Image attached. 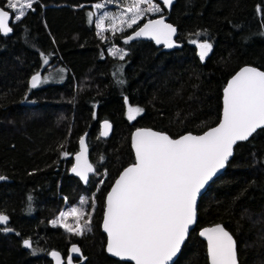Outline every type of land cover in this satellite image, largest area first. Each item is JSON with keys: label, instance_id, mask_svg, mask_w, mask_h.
<instances>
[{"label": "trees", "instance_id": "trees-1", "mask_svg": "<svg viewBox=\"0 0 264 264\" xmlns=\"http://www.w3.org/2000/svg\"><path fill=\"white\" fill-rule=\"evenodd\" d=\"M95 1L36 0L34 11L11 22L10 35L0 34V175L10 178L0 182V211L10 218L0 226V264H52L51 249L67 264L73 242L83 252L73 264H131L105 252L100 223L106 191L134 159L132 129L202 132L219 120L227 78L243 64L264 69V14L257 12L264 0H175L164 12L181 45L170 49L149 39L125 43L137 25L97 35L87 15ZM192 40L211 45L203 60ZM57 66L66 71L62 80L28 84L31 74ZM125 98L143 109L133 120ZM105 118L113 125L107 138L99 134ZM85 131L95 166L87 184L68 171ZM82 193L90 230L77 236L51 218ZM215 222L234 236L239 264H264V128L236 143L200 196L196 224L171 264H208L197 230Z\"/></svg>", "mask_w": 264, "mask_h": 264}, {"label": "snow or ice", "instance_id": "snow-or-ice-1", "mask_svg": "<svg viewBox=\"0 0 264 264\" xmlns=\"http://www.w3.org/2000/svg\"><path fill=\"white\" fill-rule=\"evenodd\" d=\"M36 0H6L5 7L12 10L14 19L19 22L27 14L34 11ZM128 6L118 15L105 13L93 21V13L88 12L89 23H95L97 35L105 31L107 20L115 33L123 31V25L132 28L144 12H160L161 8L153 0H126ZM173 0H163L165 6H170ZM147 4V8L140 5ZM96 8L102 5H95ZM257 12L264 14L259 6ZM131 13L125 19V14ZM10 13L0 8V33L7 35L13 31L9 26ZM119 21V24H117ZM176 29L166 24L163 18L149 20L124 40L125 43L136 37L149 36L157 44L163 43L172 47V35ZM199 35V33L197 34ZM196 44V40L190 41ZM200 57L208 54L211 45L199 43ZM110 54L120 53L123 59L126 53L122 49H110ZM45 64L47 59L44 60ZM46 79V78H45ZM39 72L30 80L31 88L41 83ZM122 83V81H121ZM127 103V98H125ZM143 109L128 108V119L136 118ZM105 129L110 125L105 122ZM258 128H264V71L254 67L242 68L228 82L224 89L223 119L219 125L201 136L191 134L172 139L169 136L153 132L150 129H138L133 134L135 162L124 169L107 196V207L104 214L103 228L108 235L107 250L113 256L134 261L135 264H168L177 253L181 243L188 233L189 226L195 222L197 194L216 173L225 167L233 154V145L237 141L249 138ZM101 135H107L102 132ZM80 151L76 154V165L72 171L87 181L92 165L84 160L87 147L84 137L80 138ZM63 147V145H61ZM63 155L67 156L65 152ZM5 177L0 176V180ZM31 200V197H29ZM86 203L82 198L81 204ZM69 215L76 218V226L62 223L66 231L74 235H82L90 230L88 225L91 214L84 224H80L83 210L72 208L70 212H61L57 221ZM9 217L0 213V225H6ZM10 232L11 228H3ZM208 241V257L210 264H237L236 244L233 237L221 226L216 225L200 232ZM25 247H31L29 240H24ZM80 250L73 245L70 252ZM59 264V253L52 252ZM67 264H73V258L68 257Z\"/></svg>", "mask_w": 264, "mask_h": 264}, {"label": "water", "instance_id": "water-1", "mask_svg": "<svg viewBox=\"0 0 264 264\" xmlns=\"http://www.w3.org/2000/svg\"><path fill=\"white\" fill-rule=\"evenodd\" d=\"M158 1L161 2V3L163 4V0H158ZM174 1H175V0H173V2H174ZM173 2H172V4H173ZM172 4H171L170 6H165V5L163 4V6H164V8H165L166 11H169V10L171 9ZM0 8H4V10L9 11V13H10V19H9L8 23H9V26L11 27V22H12V20H13V14H12V11L9 10V9H7V8L4 7V6H0ZM160 18H163V20H164V22H165L166 24H170V25H172V26L176 29L175 33L172 35V42H173V46H172V47H166L163 43H161V44H157L156 41H155L154 39H152L151 37H149V36H141V37H136V38H134V39H149V40L153 41L156 45H161L163 49H170V48H174V47H179V46L181 45V43H180L179 41L176 40V36H177V27H176L173 23H171L170 21H168V20L166 19V14H160V15H156V16H153V17L146 18L145 20L142 21V23H141L140 25H138L135 29H133V30L130 31L127 35H125V36H124V39H126V37L129 36V35H133V34H134V31L138 30L140 27H142L144 24H146L149 20H156V19H160ZM11 33H12V32H11ZM11 33H9V34H7V35H10ZM1 34H2V33H1ZM2 35H4V34H2ZM134 39H133V40H134ZM199 43H203V42H199ZM199 43H196V44H195V48H196V51H197L198 54L200 53V49H199V47L197 46V44H199ZM199 56H200V55H199ZM244 67H254V68H256V69H258V70H260V71H264L263 68H260V67H258V66H256V65H253V64H243V65H241L239 68H237V69H236V70H235V71H234V72H233V73L227 78V80H226V82H225V84H224V86H223V88H222V97H221L222 105H221V111H220V117H219V120L217 121V123H215L214 125H212V126L206 128L204 131L199 132V133L191 132V131H186V132H183V133H181V134H179V135H177V136H171V135H170L169 133H167L166 131L158 130V129H155V128L150 127V126H137V127H135V128L132 129V131H131V133H130V146H131V150H132V152H133V157H134V159H133L132 162H130V163H128L127 165H125V166L119 171V173L116 175V177H115L114 180L112 181L111 185L109 186V188H108V190L106 191L105 196H104V206H103L102 219H101L100 226H101V230H102V232L105 234L104 250H105V252H106L109 256H111V257H113V258H116V259H119V260L129 261V262H131V264H135L134 261H130V260H127V259H121V258H119V257L113 256L111 253L108 252V250H107V245H108V235H107V233L104 231V228H103V221H104L105 210H106V207H107V196H108V193L111 191V189H112V187L114 186L116 180L119 178L120 174L124 171V169L128 168L129 166H131V165L135 162V159H136L135 149L133 148V139H132V138H133V134H134L138 129H150V130L153 131V132L163 133V134L169 136V137L172 138V139H179L181 136L188 135V134H191V135H193V136H201V135H203L205 132L209 131L210 129L217 127V126L219 125V123L221 122V120L223 119V109H224V89H225V87L227 86L228 82L232 79V77L235 76V75H236V74H237L242 68H244ZM38 72H39L40 75H41V72H40V71H38ZM36 73H37V72H35V73H33V74L30 75V77H29V79H28V84H29V85H30L31 77H32L34 74H36ZM105 122H107V123L110 125V128L105 129V127H104ZM258 129H259V128H258ZM112 130H113V125H112V122H111L109 119H106V118H105V119H102V120L99 122V134H100L101 137H103V138H107V137L110 136V134L112 133ZM105 131L107 132V135H101V133H102V132H105ZM81 137H84V139H85V144H86V147H87V151H86V153H85L84 160L82 161V163L86 162L87 164L92 165V168H93V171H92V172H88V173H87V176H88L87 181L82 180V179L80 178V176L76 175V173H74V172L72 171L73 166L76 165V163H77L75 157H76V154L80 151V143H79V141H80V138H81ZM249 137H250V136H249ZM237 142H240V141H237ZM235 145H236V144H235ZM235 145H233V153H234V146H235ZM232 156H233V154L229 157L228 161L231 159ZM228 161H227V162H228ZM227 162H226V164H225V167H226V165H227ZM225 167H224L223 169H220V170L216 173V175H215L210 181H208V182L205 184L204 188H202V189L200 190V192L197 194L196 207H195V210H196V218H195V222H194L192 225L189 226V230H188L187 235L185 236L184 241L181 243L179 250L177 251V253L175 254V256H173L172 259L168 262V264H171V263L176 259V257L178 256V254H179V252H180V250H181V248H182V245L184 244V242H185L186 238L188 237L190 231L194 228V226H195V224H196V221H197V204H198V201H199L200 196L203 194V192H204L205 189L207 188L208 184H209V183H210V182H211V181H212V180H213L218 174H220V173L225 169ZM68 171H69V173H70L71 175L77 177V178H78L83 184H87V182L89 181L90 175L93 174L94 171H95V166H94V164L92 163V161L90 160L89 146H88V143H87V131H85V132L79 137V139H78V148H77V150L72 154V163H71V165L69 166ZM0 176L5 177V179L0 180V182H1V181H4V180H10V178L7 177L6 175H0ZM0 213H3V214H5V215L8 216L7 213H4V212H0ZM8 217H9V216H8ZM9 220H10V218H9ZM9 220H8V222H9ZM8 222H7V223H8ZM216 225H221V226H222V227H223V228H224V229H225V230H226V231H227V232L233 237V240L235 241V238H234V236L232 235V233H231V232H230V231H229V230H228V229H227L222 223H220V222H215V223H212V224H207V225H203V226L199 227L198 230H197V234H198V236H199L202 240H204V242H205V245H206V254H207V262H208V264H210V260H209V257H208V241H207V239H206L204 236H201V235H200V232H201L202 230L206 229V228H212V227H214V226H216ZM1 226H4V225H1ZM24 240H29V241L31 242V240H30L29 238H25ZM24 240H23V241H24ZM235 244H236V241H235ZM73 245H75V246L80 250L78 253H71V252H70V250H71V248L73 247ZM54 251H55V252H58V253L60 254V255H59V264H63V262H64V256H63V254H62L59 250L51 249V250L49 251V258L51 259L52 264H58L57 259L51 255V253L54 252ZM70 255H71L72 257H74V258H82V257H83V252H82L80 246H79L77 243H75V242L71 243V244L68 246V256H70ZM236 257H237V250H236ZM237 264H239L238 257H237Z\"/></svg>", "mask_w": 264, "mask_h": 264}, {"label": "rangeland", "instance_id": "rangeland-1", "mask_svg": "<svg viewBox=\"0 0 264 264\" xmlns=\"http://www.w3.org/2000/svg\"><path fill=\"white\" fill-rule=\"evenodd\" d=\"M21 2H22V0H21ZM153 3L157 4L159 7L161 6L160 3L157 0H153ZM97 4L102 5V7L96 8L95 5H97ZM127 6H128V3L126 2V0H97V1L92 3L93 19L95 21L97 18L101 17L105 13L112 14L113 16H118L124 11V9ZM140 7L141 8H147L148 5L147 4H142V5H140ZM25 11H27V9ZM160 12H152V11L144 12L142 14L141 18L134 25H138L142 21V19L148 17L149 15L157 14V13H160ZM130 16H131V13H126L125 14V19L130 18ZM13 21H15L14 15H13ZM117 24H119V21H117ZM104 28H105V31L103 33H105V32H113L111 30L109 22L107 20L105 21ZM123 28H124V30L128 29L127 25H123ZM123 52H124V50H123ZM117 55L120 57L121 54L117 53ZM65 72H66L65 69L63 67H61V66H57L56 68H54V69H52L50 71H47L45 73L43 72L42 75H41V81L42 82L39 83L38 85H43V84H47V83L54 82V81H60V80H62L65 77ZM129 107H131V105L127 103L126 115H127ZM82 198L86 201V195L83 194V193L78 196V198L76 199V201L74 203H64L61 206V208L59 209V211L56 213V215L53 216V218H51V223L53 221L57 220V218L60 216V213L62 211L63 212H70V210L72 208H77V209L83 210V212L85 213V215L83 217H81V219L79 221L80 224H84L85 220L88 219V215H87L88 211L86 209V203L81 204V199ZM62 223L70 224V225L73 226V228H75L77 221H76L75 216L69 215L66 218H64L63 220L57 221L56 225L60 226ZM62 228H64V227H62Z\"/></svg>", "mask_w": 264, "mask_h": 264}, {"label": "flooded vegetation", "instance_id": "flooded-vegetation-1", "mask_svg": "<svg viewBox=\"0 0 264 264\" xmlns=\"http://www.w3.org/2000/svg\"><path fill=\"white\" fill-rule=\"evenodd\" d=\"M157 1H158V0H157ZM158 2H159V1H158ZM159 3H160V5H161V6H160V7H161V12H160V13H157V14L149 15V16L146 17V18L153 17V16L160 15V14H165L164 11H166V10H165L163 4H162L161 2H159ZM9 10H11V9H9ZM11 11H12V10H11ZM146 18H144V20H145ZM142 21H143V20H142ZM142 21H141L138 25H140V24L142 23ZM12 22H13V20H12ZM138 25H137V26H138ZM137 26H136V27H137ZM0 34H1V33H0ZM41 75H42V72H41ZM0 212H1V211H0ZM8 216H9V215H8ZM9 221H10V220H9ZM8 223H9V222H8ZM8 223H7V224H8ZM7 224H6V225H7ZM6 225H4V226H6ZM0 226H1V225H0ZM70 244H71V243H70ZM70 244H69V245H70ZM69 245H68V246H69Z\"/></svg>", "mask_w": 264, "mask_h": 264}]
</instances>
